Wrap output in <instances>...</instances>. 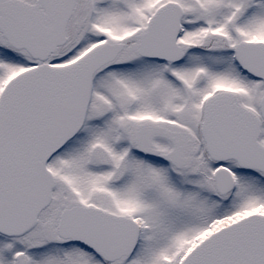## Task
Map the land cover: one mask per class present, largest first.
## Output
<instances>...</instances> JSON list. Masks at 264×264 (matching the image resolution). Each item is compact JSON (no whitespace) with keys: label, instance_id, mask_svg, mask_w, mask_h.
<instances>
[{"label":"snow or ice","instance_id":"1","mask_svg":"<svg viewBox=\"0 0 264 264\" xmlns=\"http://www.w3.org/2000/svg\"><path fill=\"white\" fill-rule=\"evenodd\" d=\"M0 264H264V0H0Z\"/></svg>","mask_w":264,"mask_h":264}]
</instances>
